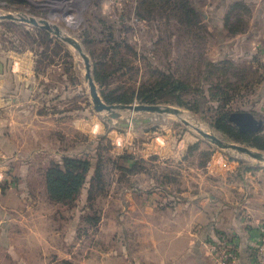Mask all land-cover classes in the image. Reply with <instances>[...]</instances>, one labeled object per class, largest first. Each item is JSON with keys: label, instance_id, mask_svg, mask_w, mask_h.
<instances>
[{"label": "rangeland", "instance_id": "1", "mask_svg": "<svg viewBox=\"0 0 264 264\" xmlns=\"http://www.w3.org/2000/svg\"><path fill=\"white\" fill-rule=\"evenodd\" d=\"M187 1L190 16L168 8L169 0H0V15L45 20L76 39L106 104L176 107L204 131L264 153L216 128L238 111L264 121V0ZM0 67V131L15 133L2 147L17 149L9 157L0 147V190L28 179L35 199L53 201L46 178L65 156L97 160L106 181L89 200L91 171L76 202L56 212L44 201L55 233L46 241L64 244L58 254L43 245L36 264H154L168 246L190 242L206 247L210 264H240L228 233L202 239L197 232L233 223L236 201L222 198L231 192L224 182L238 175L214 165L226 159L232 167L241 157L246 175L264 163L218 147L174 114L95 111L83 57L53 31L0 19ZM184 197L193 200L186 209ZM33 209L40 212L38 203ZM257 223L264 229V220ZM181 230L187 243L176 238ZM259 242L260 232L249 264H264Z\"/></svg>", "mask_w": 264, "mask_h": 264}, {"label": "crops", "instance_id": "2", "mask_svg": "<svg viewBox=\"0 0 264 264\" xmlns=\"http://www.w3.org/2000/svg\"><path fill=\"white\" fill-rule=\"evenodd\" d=\"M13 123L14 118H12L10 125ZM13 134L15 133L12 129L8 132L0 131V147L4 152H6V150L2 147V141L5 139L9 141V137H12ZM5 135H7L8 138H6ZM12 148L8 149V153L6 152V155L9 157L13 156L17 151L16 148ZM29 151L32 153L31 150ZM28 154L25 153V155ZM184 154L185 153H182L181 156L183 157ZM221 156L223 155L221 154ZM243 160L244 159L241 157L237 158V162L231 163L230 165L232 167L227 168H225L228 162L226 159L223 161V167H221L220 161L215 165L213 164L218 172L222 171V169L230 170L234 176L238 175L234 181L224 182L225 189L231 192L224 194L225 197L222 199L225 201H222V199L220 200V202L222 201L225 203L236 201L235 207L233 208L234 215H231L234 217L233 223L228 224V227L223 230H218L214 227L217 223L200 225L197 234L200 238L204 239L213 235L215 231L228 233L231 238H234L233 240L238 247L240 264H249L250 255H253V253L257 251L256 244L259 237V231L256 228L257 222L264 220V167L256 166L258 167L257 169H252L250 167V169L245 170V172L248 173L243 175L242 172L244 171H241V173L238 171L240 169V164L244 163ZM235 161L234 159L232 160V162ZM27 170L28 169L25 167V177L28 173ZM31 170L32 166L30 172ZM219 188L221 189V187ZM20 189H24L25 192H17L20 191ZM28 189L29 181L27 179L25 180V185H18L15 182L10 189H6L4 192L0 190V264H29L27 260L36 264L37 260H39V256L43 253V245L46 246V249H48V247L54 249V254H58L60 246L64 244L62 241L61 245L58 242L53 244L51 241H46V237L48 238L51 234L53 238L55 233L50 228L52 225L51 217L48 214V208L44 201L47 202V205L53 203V201H50L48 197L45 196L44 200H41V203L31 195ZM24 195H26L27 198H25ZM244 198H247V200L244 201ZM181 201H183L185 209L186 206L193 203L192 199H186L185 197ZM36 203L39 205L40 212L34 213L33 205ZM54 203L56 205L51 204L54 206L53 211H57L59 204L56 202ZM176 205L177 203L175 206ZM202 205H205L203 200ZM258 205L259 207L257 208ZM178 218L180 221H187L186 218H181V216ZM61 234L62 233H56L55 237H60L62 236ZM188 234L189 232H187V230H181L176 238L185 237L184 240L185 243H187L188 238H190ZM40 238L41 240H38ZM174 241L181 242V240L174 239L170 243ZM191 243L192 242L185 244L184 246H168V249H166V251L164 250L162 256L161 253L159 254V260L157 257L155 258L154 264H210L207 253L205 252L206 247L196 244L192 245ZM34 249L36 250L33 252L32 250ZM20 252H23L25 256H22L23 253ZM40 262H42L41 259Z\"/></svg>", "mask_w": 264, "mask_h": 264}, {"label": "trees", "instance_id": "3", "mask_svg": "<svg viewBox=\"0 0 264 264\" xmlns=\"http://www.w3.org/2000/svg\"><path fill=\"white\" fill-rule=\"evenodd\" d=\"M168 3L170 4V7L168 8H173L176 12L182 6L183 14L186 16H190L192 12V9L190 8L187 0L182 1V5H180L178 1H174L173 3L172 0H169ZM171 3H173L174 5ZM164 6L167 7V2L164 3ZM193 24H196V22H193ZM96 79L98 81H101V79H99L98 77ZM216 128H218L225 136L233 139L236 142L243 143L245 145L252 146L264 151V134H261L259 132L243 133L229 121L228 116L223 117L222 121H220L218 125H216ZM95 158L97 159V156ZM96 162L94 164L92 160H89L85 157L65 156L60 163H54L53 166L49 169L46 178L48 195L51 200L62 205H73L81 195L82 190L86 184L87 177L91 171H93V175L89 181L90 187L88 190V199L92 200L93 198H95L96 188L103 190L106 185V181L104 180V175L102 173L101 164H97ZM248 169H250V167L245 168V170ZM102 193H104V190ZM97 220V218L95 220H92L95 225Z\"/></svg>", "mask_w": 264, "mask_h": 264}, {"label": "water", "instance_id": "4", "mask_svg": "<svg viewBox=\"0 0 264 264\" xmlns=\"http://www.w3.org/2000/svg\"><path fill=\"white\" fill-rule=\"evenodd\" d=\"M0 19H9V20H17L22 22L30 23L34 26H39L41 28L47 29L49 31H53L60 39L66 42L69 45H72L83 57L86 65V74L85 78L89 83L90 94L94 103V109L97 112L107 111L111 118H118L119 112L118 110H131V111H148V112H156L160 114H174L180 117L181 111L176 107H168V106H160V105H114V104H106L99 95L96 82L91 73V64L88 56L83 52L80 43L70 37L62 35L60 29L57 26H51L45 20H37L34 17H25V16H14L12 14L8 15H0ZM1 68V67H0ZM181 120L186 124L190 125V123L186 119ZM229 121L233 123L237 129L243 133L260 132L264 126V121L258 118L254 113L248 111H238L232 112L229 115ZM191 126V125H190ZM193 128L204 138L208 139L212 143L216 144L218 147L228 150H236L241 155H247L250 158H253L259 162L264 163V153L261 151H254L250 147L228 142L217 135L208 133L201 129L198 126H193Z\"/></svg>", "mask_w": 264, "mask_h": 264}, {"label": "built area", "instance_id": "5", "mask_svg": "<svg viewBox=\"0 0 264 264\" xmlns=\"http://www.w3.org/2000/svg\"><path fill=\"white\" fill-rule=\"evenodd\" d=\"M259 232H260L259 250H260L261 254L264 255V229H260Z\"/></svg>", "mask_w": 264, "mask_h": 264}, {"label": "bare ground", "instance_id": "6", "mask_svg": "<svg viewBox=\"0 0 264 264\" xmlns=\"http://www.w3.org/2000/svg\"><path fill=\"white\" fill-rule=\"evenodd\" d=\"M181 117V116H180ZM182 119H185L184 118V116L183 117H181ZM191 120V119H190ZM189 123H190V125H191V127L193 128V126H194V124L193 123H191L190 121H188Z\"/></svg>", "mask_w": 264, "mask_h": 264}]
</instances>
